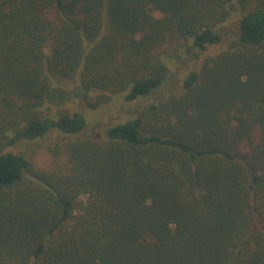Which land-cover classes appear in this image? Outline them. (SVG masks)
Segmentation results:
<instances>
[{
	"label": "trees",
	"instance_id": "trees-1",
	"mask_svg": "<svg viewBox=\"0 0 264 264\" xmlns=\"http://www.w3.org/2000/svg\"><path fill=\"white\" fill-rule=\"evenodd\" d=\"M0 264H264V0H0Z\"/></svg>",
	"mask_w": 264,
	"mask_h": 264
},
{
	"label": "rangeland",
	"instance_id": "rangeland-1",
	"mask_svg": "<svg viewBox=\"0 0 264 264\" xmlns=\"http://www.w3.org/2000/svg\"><path fill=\"white\" fill-rule=\"evenodd\" d=\"M238 14L239 13L236 12L234 16H232L228 20V25H226V27L230 29L231 27L237 26L239 21ZM48 16L52 19H56V12L54 10H51ZM178 44L179 42H175L169 45L167 50L170 54L173 53L174 48ZM225 45L226 43L221 44L220 46L211 47L209 49V53H216L217 51L221 50V48H224ZM177 66L180 65L177 64ZM180 74H183V71ZM60 83L62 86L66 85L68 91H71L72 94H70L68 97L63 96L61 101H57V103H48L47 105L51 108L53 113L62 110L64 107H68L71 110L83 111L86 119V128L78 135H88L92 133L102 134L109 128L110 122L114 123L117 121H123L134 116V114L138 112L141 106L147 105L153 101H157L175 88V85H173V81H170L169 83L164 84L161 89L156 90L152 94L143 97L141 96L132 101H119L120 97L115 96L113 100L105 106H89L88 104L83 102L82 98H80L79 95L77 96V92H75V89L73 88L75 87V84L73 82L71 83L69 82V80H62L60 81ZM53 116L57 117L58 113L54 114ZM68 136L69 135H64L59 131H52L47 138L45 137V139L25 140L18 143L15 147L9 148L13 149L14 151L25 152L26 154L31 156V158L38 166L48 168L51 165L52 160L49 153L42 145H44V143L49 140H54L57 138H68Z\"/></svg>",
	"mask_w": 264,
	"mask_h": 264
}]
</instances>
